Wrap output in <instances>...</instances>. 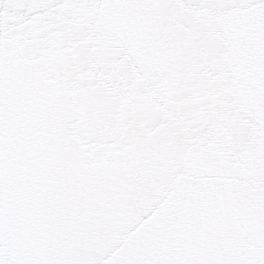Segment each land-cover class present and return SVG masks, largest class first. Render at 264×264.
<instances>
[{
  "label": "snow or ice",
  "instance_id": "obj_1",
  "mask_svg": "<svg viewBox=\"0 0 264 264\" xmlns=\"http://www.w3.org/2000/svg\"><path fill=\"white\" fill-rule=\"evenodd\" d=\"M0 264H264V0H0Z\"/></svg>",
  "mask_w": 264,
  "mask_h": 264
}]
</instances>
